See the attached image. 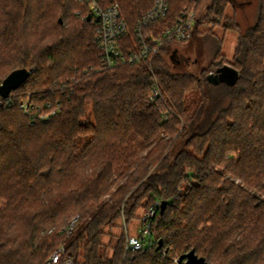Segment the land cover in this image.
<instances>
[{"label":"trees","instance_id":"1","mask_svg":"<svg viewBox=\"0 0 264 264\" xmlns=\"http://www.w3.org/2000/svg\"><path fill=\"white\" fill-rule=\"evenodd\" d=\"M245 4L199 2L198 24L214 26L193 36L213 41L207 65L166 42L104 69L78 0H0V84L30 70L11 105L0 95V264H51L60 245L74 264H175L192 250L208 264H264V0L248 27ZM215 26L238 33L232 60ZM226 64L237 79L210 82ZM157 202L150 240L127 250L119 221Z\"/></svg>","mask_w":264,"mask_h":264},{"label":"built area","instance_id":"2","mask_svg":"<svg viewBox=\"0 0 264 264\" xmlns=\"http://www.w3.org/2000/svg\"><path fill=\"white\" fill-rule=\"evenodd\" d=\"M130 0H78L87 6L97 21L96 41L100 49L102 68L110 69L123 63H136L157 54L166 42H188L196 31H201L204 23L198 24L201 16L199 2L187 0L176 12H172V0H144L136 5L133 15L129 11ZM206 9L203 10V14ZM137 14V15H136ZM135 40V41H134ZM133 44V45H132ZM159 93L155 80V95ZM11 105V94L4 98ZM31 97L22 102L26 113L34 107ZM2 103V101H0ZM50 107V105L48 104ZM40 110V109H39ZM55 110H41L37 116L48 118ZM160 202L152 204L142 218L141 235L131 234L127 238V250H140L151 234L150 222L154 218ZM79 222L74 217L64 229L70 236ZM65 245L57 247L49 258L51 264H74L72 258H64Z\"/></svg>","mask_w":264,"mask_h":264},{"label":"rangeland","instance_id":"3","mask_svg":"<svg viewBox=\"0 0 264 264\" xmlns=\"http://www.w3.org/2000/svg\"><path fill=\"white\" fill-rule=\"evenodd\" d=\"M245 1H246L245 8L243 5V9H241V11L250 12V14L252 15L250 18V21L244 20L245 27H248L251 25V21L253 17H255V14L258 12L259 0H236V3H238L241 8L242 3ZM233 12H234L233 7L229 5L227 8V13L231 15L233 14ZM211 27H214L213 24L204 23L201 28V33L205 32L206 30L211 29ZM214 31L216 32V34L219 36L220 39H224L223 53L226 55L227 59L230 60L231 55H233L234 47L237 42L238 33L233 30H225L223 27H220V26H215ZM225 35L226 37H224ZM212 43L213 41L211 43H207L205 40L202 39V36L198 35L197 37H195V39L193 38L189 40L188 42L178 43L175 46L179 48L180 54H185V56L189 58L190 61H194L195 65H199L201 67V66L207 65L212 59V55H213ZM3 205H5V201L3 199H0V207H2ZM146 210L143 208H140L138 210L139 217L131 220V222L126 223V222L119 221V223L122 224L123 231L127 235V238L131 234L141 235V227H142L141 221H142L143 215L146 212ZM65 228H63V230ZM113 231L115 234L121 233L120 228L118 229L117 227L114 228ZM150 238H151V235H149L146 238V240L148 241L150 240ZM104 241L108 243L110 241V237L109 236L104 237ZM106 252L107 254H111L112 250L106 247ZM178 258L179 257H176V256L174 257L175 264H177Z\"/></svg>","mask_w":264,"mask_h":264},{"label":"water","instance_id":"4","mask_svg":"<svg viewBox=\"0 0 264 264\" xmlns=\"http://www.w3.org/2000/svg\"><path fill=\"white\" fill-rule=\"evenodd\" d=\"M91 20V16H89ZM62 21V20H60ZM30 70L27 68H20L12 71L0 84V95L3 98L10 96L12 91L16 90L28 78ZM238 77V71L230 64L220 67L217 72H211L208 75V80L214 84L221 81L234 82ZM166 201L162 202V211L165 209ZM163 241L160 240V245ZM177 264H208L205 258L196 255L192 250L187 254L181 255L177 259Z\"/></svg>","mask_w":264,"mask_h":264},{"label":"crops","instance_id":"5","mask_svg":"<svg viewBox=\"0 0 264 264\" xmlns=\"http://www.w3.org/2000/svg\"><path fill=\"white\" fill-rule=\"evenodd\" d=\"M224 37H226V35H225ZM236 38H237V37H236ZM237 40H238V38H237ZM236 44H237V42H236ZM235 47H236V45H235ZM235 47H234V51H235ZM234 51H233V55H231V59H230V60H232V59H233V56H234Z\"/></svg>","mask_w":264,"mask_h":264}]
</instances>
